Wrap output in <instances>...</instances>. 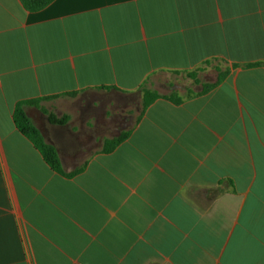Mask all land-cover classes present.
Listing matches in <instances>:
<instances>
[{"label": "crops", "instance_id": "0c3cea01", "mask_svg": "<svg viewBox=\"0 0 264 264\" xmlns=\"http://www.w3.org/2000/svg\"><path fill=\"white\" fill-rule=\"evenodd\" d=\"M208 61L230 70L221 85L156 100L111 153L120 131L77 128L63 107L70 93L143 98L161 74ZM257 63L264 0H55L36 13L0 0V264H264V66L244 67ZM48 97L27 113L66 172L84 168L72 178L14 122L18 103Z\"/></svg>", "mask_w": 264, "mask_h": 264}, {"label": "rangeland", "instance_id": "374dc122", "mask_svg": "<svg viewBox=\"0 0 264 264\" xmlns=\"http://www.w3.org/2000/svg\"><path fill=\"white\" fill-rule=\"evenodd\" d=\"M224 70L225 65L222 62L213 61L197 71L196 79H191L184 73L161 74L158 77L159 84L153 89L170 97L195 95L203 83L215 81L219 75L218 71ZM69 102L63 107L72 115L73 124L77 125V128L90 124L91 127L100 128L102 134L106 133L104 128L117 131L116 133L132 129L140 116L143 104L140 94L117 95L100 90L77 95ZM49 106L50 104H46V107ZM40 123L44 125L43 122ZM88 157L89 155L85 154L79 164L83 165Z\"/></svg>", "mask_w": 264, "mask_h": 264}, {"label": "trees", "instance_id": "16d2710c", "mask_svg": "<svg viewBox=\"0 0 264 264\" xmlns=\"http://www.w3.org/2000/svg\"><path fill=\"white\" fill-rule=\"evenodd\" d=\"M55 0H21L22 4L24 5L25 9L29 12H40L44 9H46L49 5H51ZM211 62H206V64H210ZM264 66V63H257V64H249L245 65V68H255ZM240 65L234 64L233 68H238ZM200 69V68H199ZM230 70H227L225 72L218 71L219 75L217 78V81L214 84H204L203 85V91L200 94L209 93L213 89L217 88L219 85L225 81L229 74ZM196 72L186 73L191 79H196ZM141 93H143V104H142V111L140 113V116L137 119L136 125L139 124V122L144 117L145 113L147 112L148 108L158 99L164 98L171 102H173L176 105H180L183 101L180 96H162L156 91L148 90V89H142ZM78 93H70L66 94L68 97H76ZM58 97H48L43 99H37V100H31V101H24L17 104L15 112H14V122L18 128V130L26 137L28 138L32 144L40 151L42 157L44 158L45 162L49 165V167L55 171L56 173L67 177L72 178L77 175H79L81 172H83L84 168H79L71 173L66 172L64 169V166L62 164V160L60 158V155L58 153V150L53 145L49 144L46 141V138L42 132V130L32 121L30 116L27 113V107H36L40 108V104L45 101H52L57 99ZM44 114L48 115L49 123L52 125H58V126H65L70 121L69 116H63L62 118H59L58 116L54 114H49L48 112L44 111ZM132 130L122 132V134L114 139L106 140L104 142V153H111L113 152L118 146H120L122 143H124L126 140L129 139L131 135Z\"/></svg>", "mask_w": 264, "mask_h": 264}]
</instances>
